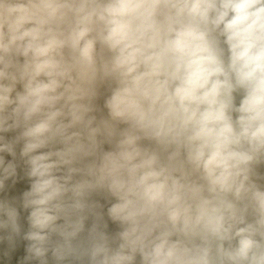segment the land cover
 <instances>
[{
    "label": "clouds",
    "instance_id": "9594fccd",
    "mask_svg": "<svg viewBox=\"0 0 264 264\" xmlns=\"http://www.w3.org/2000/svg\"><path fill=\"white\" fill-rule=\"evenodd\" d=\"M0 264H264V0H0Z\"/></svg>",
    "mask_w": 264,
    "mask_h": 264
}]
</instances>
